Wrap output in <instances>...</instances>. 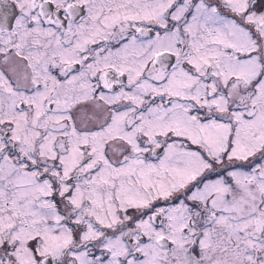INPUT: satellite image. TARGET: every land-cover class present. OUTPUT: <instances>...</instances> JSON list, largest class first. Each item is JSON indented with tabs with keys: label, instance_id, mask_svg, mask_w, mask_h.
Wrapping results in <instances>:
<instances>
[{
	"label": "snow or ice",
	"instance_id": "obj_1",
	"mask_svg": "<svg viewBox=\"0 0 264 264\" xmlns=\"http://www.w3.org/2000/svg\"><path fill=\"white\" fill-rule=\"evenodd\" d=\"M0 264H264V0H0Z\"/></svg>",
	"mask_w": 264,
	"mask_h": 264
}]
</instances>
